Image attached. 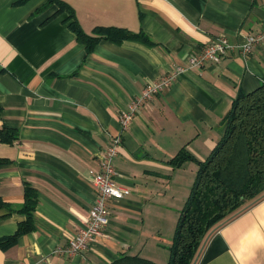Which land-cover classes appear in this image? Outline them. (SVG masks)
Listing matches in <instances>:
<instances>
[{"label": "crops", "instance_id": "1", "mask_svg": "<svg viewBox=\"0 0 264 264\" xmlns=\"http://www.w3.org/2000/svg\"><path fill=\"white\" fill-rule=\"evenodd\" d=\"M62 1L87 34L123 28L153 44L101 39L88 53L56 5L0 0V129L16 133L12 144L0 142V240L26 221L16 211L25 188L37 195L32 229L0 247V264H111L122 255L167 264L197 161L223 135L237 95L264 88V44L183 71L136 108L123 132L118 118L190 54L220 37L238 45L261 32L264 0ZM120 134L115 180L129 195L110 201L108 224L88 249L56 253L84 226L100 155ZM180 151L194 160L172 162ZM198 253L196 264H264V196L212 231Z\"/></svg>", "mask_w": 264, "mask_h": 264}, {"label": "trees", "instance_id": "2", "mask_svg": "<svg viewBox=\"0 0 264 264\" xmlns=\"http://www.w3.org/2000/svg\"><path fill=\"white\" fill-rule=\"evenodd\" d=\"M52 4L57 6L59 14L66 13L70 30L88 53L101 39L116 44L123 41L153 44L144 33L123 28L98 27L87 34L67 3L47 0L46 6ZM222 122L223 135L209 156L202 162L197 161L193 185L179 211L167 264H193L204 239L212 231L264 196V88L248 94L239 93ZM15 139V131L5 126L0 129L1 143L12 144ZM186 160L194 158L180 151L172 162L179 164ZM36 203L35 190L27 186L24 203L16 210L26 217V221L15 235L0 240L2 249L14 245L20 234L32 229ZM3 206L0 201V208ZM9 211L12 212L11 206ZM111 264L157 263L139 256L122 255Z\"/></svg>", "mask_w": 264, "mask_h": 264}, {"label": "built area", "instance_id": "3", "mask_svg": "<svg viewBox=\"0 0 264 264\" xmlns=\"http://www.w3.org/2000/svg\"><path fill=\"white\" fill-rule=\"evenodd\" d=\"M260 44H264V29L256 35H250L242 44H230L225 37H220L207 44L197 52L190 54L185 67H177L158 80L146 84L141 94L133 101L126 111L120 113L119 123L121 131H125L133 120L136 108L145 100L162 93L169 88L176 77L188 69H201L207 63L217 64L229 52H237L242 57H247ZM121 134L109 142L100 155L99 170L92 177L94 190V203L89 216L66 247L57 249L61 255H76L88 249L89 245L102 234L109 221V204L112 200H120L129 195V189L117 184L115 178L117 171L113 160L121 144Z\"/></svg>", "mask_w": 264, "mask_h": 264}, {"label": "water", "instance_id": "4", "mask_svg": "<svg viewBox=\"0 0 264 264\" xmlns=\"http://www.w3.org/2000/svg\"><path fill=\"white\" fill-rule=\"evenodd\" d=\"M198 256H199V253L197 254V256H196V258H195L193 264H196V262H197V260H198Z\"/></svg>", "mask_w": 264, "mask_h": 264}]
</instances>
